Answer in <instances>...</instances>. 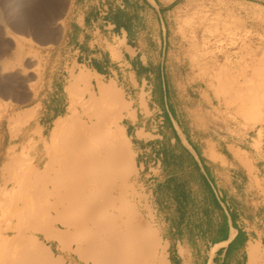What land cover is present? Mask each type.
<instances>
[{
    "label": "rangeland",
    "instance_id": "1",
    "mask_svg": "<svg viewBox=\"0 0 264 264\" xmlns=\"http://www.w3.org/2000/svg\"><path fill=\"white\" fill-rule=\"evenodd\" d=\"M71 3L72 0H0V166L5 161L9 149L17 155V162L25 165L38 154L42 156V164L46 163L48 149L55 159L58 156L57 158L62 160L60 146L64 148L67 143L75 142L77 134L73 135L74 132H80L82 135L81 131L86 129L85 132L89 131L83 134L89 137L94 130L100 133L104 131L113 119H117L122 126L126 111L129 116L133 115V112L124 110L122 117L117 118L114 106H119L120 102L131 106L132 102L128 98H133L127 97L121 86L116 84L122 95L116 105L113 96L111 98L109 92H99L98 86L91 80L89 89L83 84L76 89L75 104L72 108V100L67 92L68 98H60L57 104L62 111L61 117L71 119L69 130H65L67 133L63 129L54 136L55 139L51 137L54 123L60 117L44 127L37 124L41 105L42 110H45L53 105V99H57L50 98V95H47L49 98H36L41 88L43 95L47 92L44 81L51 78V70L57 69L54 76L62 80V86L67 87L72 74L82 69L75 70L70 67L67 72L62 71L64 62L72 61L74 57L69 45L65 49V54L68 55L65 60L61 56L57 58L56 54L57 45L63 38L64 19ZM179 4L167 17L166 38L162 45L159 37L164 33V29L162 23H158L154 16L147 17L143 24L145 36L135 43L142 51L151 52L149 63L156 62L164 67L163 76H160L161 85H158L157 74L153 73V81L140 95L143 100L151 98L155 104L153 117L159 121V128H155L154 134L161 137L153 142L159 145L170 138L171 142L176 143L172 140V129L167 125V118L170 119L169 109L181 127L190 130V124H194L193 128L198 130L195 138H212L222 144L237 141L247 149L253 147L257 153V161L260 160L257 164L264 166V0H180ZM195 88L200 89L206 98H200ZM191 94L199 98H187ZM30 107L36 109V118L11 129V118ZM201 131L208 133H199ZM61 135L72 141L66 142ZM115 136L117 143L128 144V147L121 152L120 161L116 157L118 152L112 150L103 151L100 154L103 155L100 156L101 159L92 163L90 171L99 182L96 183V187H99L97 190L103 188L100 192L96 191L103 199L97 198V201L107 203L105 206L111 203V206L104 207L107 217L115 220L119 226L126 228L129 226L127 223L133 226L135 224L134 229L140 228L148 234L152 231L156 233L158 243L167 249L165 257L169 261V249L162 239L156 220L152 193V185L155 184L152 180L158 179L159 172L157 169L141 172L136 165V151L131 141L125 140L122 130ZM93 141L91 149L94 150L97 142L95 138ZM29 144L31 147H28ZM23 151H27L29 156L21 160ZM250 172H253L252 167ZM257 184L261 183L258 181ZM2 186L0 177V188ZM4 202L5 196L0 195V206ZM209 205L212 206L211 203ZM244 209L245 218L248 220L245 226L251 228L255 225V206H246ZM50 214H43L40 224L49 221V216H56ZM44 217L47 219L42 221ZM6 223L4 220L0 221L1 229ZM261 228L264 230V225H261ZM41 245L43 252L40 257L32 260L33 262L25 261L20 256L17 258L11 253V249L9 251L0 247V264H45L46 261V264H51L52 261L43 256L45 244ZM55 247L56 244L53 247L54 262L62 257L65 259L64 264H86L77 254H59ZM185 249L198 252L204 250L195 247ZM41 259L46 261L41 262ZM57 263L62 264V261ZM258 264H264V239L259 245Z\"/></svg>",
    "mask_w": 264,
    "mask_h": 264
},
{
    "label": "crops",
    "instance_id": "2",
    "mask_svg": "<svg viewBox=\"0 0 264 264\" xmlns=\"http://www.w3.org/2000/svg\"><path fill=\"white\" fill-rule=\"evenodd\" d=\"M179 1L72 0L64 19L63 38L57 45V58L61 56L65 60L68 56L65 49L69 45L74 57L72 61L64 62L62 71L67 72L70 67L75 70L85 68L92 73L93 84L97 85L95 75H98L106 83L116 82L127 97H133L128 98L132 102L130 111L133 115L129 116L126 111L122 126L136 151L138 169L141 172L157 169L159 172L158 179L152 180L155 182L152 185L154 210L162 239L168 245L170 263L247 264L250 243L262 244L264 239V230L261 228L264 225V166L257 164L260 160L256 159L255 148L247 149L237 141L222 144L212 138H195L198 130L193 128L194 124L191 123V129L186 130L168 109L174 130L201 167L207 182V190L198 181L185 187L191 193L186 205L183 199L176 197L174 186L170 184L171 176L164 171L162 143L157 145L153 142L161 137L154 134L155 128H159V121L153 117L155 104L151 98H140L142 90L153 81V73L157 74L158 85H161L160 76H163L164 67L156 62L149 63L151 52L142 51L135 45L136 40L145 36L143 24L147 17L154 16L164 29L159 37L162 45L166 38L167 17L180 5ZM56 70L52 69L51 78L44 81L47 92L43 95L41 88L36 96L49 98L47 95H50V98H57L45 110H42L41 105L37 116V124L41 127L62 116L60 105L57 104L60 98H68L66 87L61 85L62 80L54 76ZM162 81L165 85L164 78ZM195 91L199 92L200 98H206L200 89L195 88ZM187 98L199 97L191 94ZM171 144L175 146V142ZM250 167L253 172H250ZM191 169L189 166L185 171L190 172ZM178 178L182 181L183 176L179 175ZM208 193L220 204V210L213 204L210 206L209 200L206 201ZM250 205L255 206V225L247 228L244 208ZM223 214L226 219L222 217ZM239 231L242 234L236 239ZM192 247L204 250L185 249Z\"/></svg>",
    "mask_w": 264,
    "mask_h": 264
},
{
    "label": "bare ground",
    "instance_id": "3",
    "mask_svg": "<svg viewBox=\"0 0 264 264\" xmlns=\"http://www.w3.org/2000/svg\"><path fill=\"white\" fill-rule=\"evenodd\" d=\"M123 43L125 44L126 41L123 40ZM92 76V73L85 68H82L78 73L72 74V78L71 80L69 79L70 82L66 87L69 99L71 98L72 100V104L70 103L71 108L75 104L76 89L81 84L89 89ZM95 76L97 78L98 91L109 92L117 105L122 95L116 83L114 81L106 83L101 80L100 76ZM118 105L117 107L114 106V109L117 118L120 119L123 111H130L131 106L121 102ZM261 105L263 106V104ZM253 106H256V104H253ZM35 115L36 109L34 107L18 112L10 120L11 129L19 126V124L30 122L29 120L32 118H36ZM70 122L71 119L69 117L58 118L54 123L52 133H50L51 137L55 139L54 136H57L63 129L64 131L66 128L69 130ZM98 126L96 127L99 128ZM85 130H80L82 135L80 132H74L73 135L77 134L75 142L67 143L64 148L60 146L62 152L59 153L60 155L63 154L61 157L63 159L61 160L60 157L57 158L58 156H56L58 161L60 159L59 162L53 157L54 155L52 156V152L49 149L47 150L48 160L44 164H42V156L39 154L25 165L17 162V155L12 149L6 152L5 161L0 166V177L3 182V186L0 188V195L5 196V202L0 206V221L4 220L7 223L3 229H1L0 225V247L9 251L11 249V253L16 255L15 257L18 258L20 256V258L30 262L40 257L41 252H43L41 244H45L46 250L43 256L50 262L52 261L53 264H58L57 262L60 260L64 264L65 259L62 257L57 262L52 260L53 255L55 256L53 247L56 244L55 250L59 254H70L73 252L86 264H171L165 257L167 249L164 245L158 243L156 233H153V231L151 233L150 231L151 234H148L140 228L134 229L135 224L133 226L127 223L129 226L126 228L125 226H119L115 220L107 217L105 208L111 203L105 206L107 203L97 201V198L103 199L100 195H97L98 192L96 193V191L100 192L103 188L97 190L99 187H96V183L99 182L91 175V165L94 161L99 160L100 156H103L100 155L103 151L115 150L118 152L116 157L119 161L121 160L120 154L128 147V144L117 143L115 134L122 130L124 138L128 142L129 139L125 135L123 126L120 125L117 119H113V122L107 125L101 133L98 130H94L91 132L92 134L88 132L90 135L86 137L83 133L89 130L86 132ZM65 132L67 133V131ZM94 138L97 145L93 150L91 149V146L93 147L91 144L94 142ZM65 141L72 140L66 139ZM29 146L31 147V144ZM59 149H57L56 154ZM26 156H29L28 152L23 151L21 160ZM104 158L107 157L104 156ZM53 159L56 160L54 161L57 164H55ZM40 166H42V169H40ZM47 213H53L56 216H49V221L45 224L43 222V224H40L41 216ZM47 218L44 217L42 221ZM10 234L14 235L10 236ZM259 245V242L257 244L250 243L247 250L248 264H258ZM40 261L43 262L42 259Z\"/></svg>",
    "mask_w": 264,
    "mask_h": 264
},
{
    "label": "trees",
    "instance_id": "4",
    "mask_svg": "<svg viewBox=\"0 0 264 264\" xmlns=\"http://www.w3.org/2000/svg\"><path fill=\"white\" fill-rule=\"evenodd\" d=\"M167 125H169L173 132V137L176 141L175 146H172L171 139L167 138L166 141L162 143V154H163V167L165 173L171 176L170 184H173L175 189L176 197L183 199L187 205L191 199V193L187 192L185 189L186 186H189L191 182L198 181L207 190V182L205 176L202 172L199 164L194 160L191 153L188 149L182 144L179 136L174 130L173 124L169 118H167ZM191 166L192 169L190 172H186L185 169ZM179 175L183 176L182 181L178 178ZM209 194V193H208ZM213 204L218 210L221 209L220 204L212 198L211 194L208 195L206 201ZM222 217L226 219V215L223 214ZM242 234V231H239L236 239ZM233 243L229 245V250Z\"/></svg>",
    "mask_w": 264,
    "mask_h": 264
}]
</instances>
